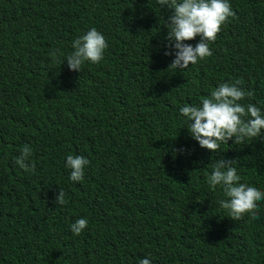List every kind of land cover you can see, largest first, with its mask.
Listing matches in <instances>:
<instances>
[{
    "label": "trees",
    "instance_id": "1",
    "mask_svg": "<svg viewBox=\"0 0 264 264\" xmlns=\"http://www.w3.org/2000/svg\"><path fill=\"white\" fill-rule=\"evenodd\" d=\"M229 3L213 54L175 69L160 19L171 9L156 0H0V264H264V200L257 218L232 220L207 183L215 159H233L264 191V135L212 152L179 111L235 80L264 111V0ZM92 27L103 58L69 70ZM25 145L34 171L15 163ZM68 155L89 161L82 181Z\"/></svg>",
    "mask_w": 264,
    "mask_h": 264
},
{
    "label": "clouds",
    "instance_id": "2",
    "mask_svg": "<svg viewBox=\"0 0 264 264\" xmlns=\"http://www.w3.org/2000/svg\"><path fill=\"white\" fill-rule=\"evenodd\" d=\"M159 7L167 6L170 15L161 17V25L167 29L165 55L174 58L168 66L175 69L187 68L200 60L210 57L213 53L209 44L215 42L221 27L230 17H235L229 0H156ZM200 37L195 45L185 43ZM72 51L66 55L69 70L80 72L85 62L98 63L108 47L103 34L95 27L72 41ZM59 50L49 53L55 58ZM63 60V61H64ZM62 61V62H63ZM61 62V63H62ZM240 80L221 82L209 96L202 98L199 104H184L180 114L186 118L187 129L191 137L201 148L216 152L220 143H243L246 139H256L264 135V111L253 103L242 104L251 91H245ZM185 148H173V152L184 153ZM190 151V150H187ZM32 155V148L25 145L15 158V163L22 169L35 170L34 163H26ZM89 161L81 155H68L65 167L70 169V180L82 181L84 169ZM233 159H215L212 170L207 175L210 188L220 186L225 198L219 200V206L228 212L232 220L240 219L249 214L253 219L258 217V201L264 200V191L241 182V177L233 166ZM54 202L59 205L68 203L66 193L59 189ZM85 218H78L71 224L73 234L80 235L87 227ZM139 264H152L148 258H142Z\"/></svg>",
    "mask_w": 264,
    "mask_h": 264
}]
</instances>
